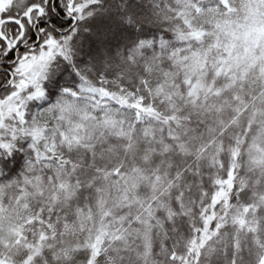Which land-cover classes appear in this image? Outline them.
Here are the masks:
<instances>
[{"label":"snow or ice","instance_id":"snow-or-ice-1","mask_svg":"<svg viewBox=\"0 0 264 264\" xmlns=\"http://www.w3.org/2000/svg\"><path fill=\"white\" fill-rule=\"evenodd\" d=\"M0 264H264V0H0Z\"/></svg>","mask_w":264,"mask_h":264}]
</instances>
